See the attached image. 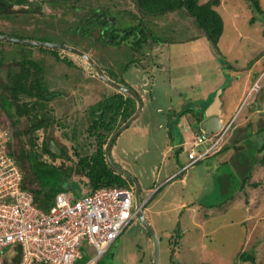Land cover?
I'll list each match as a JSON object with an SVG mask.
<instances>
[{
	"label": "rangeland",
	"instance_id": "374dc122",
	"mask_svg": "<svg viewBox=\"0 0 264 264\" xmlns=\"http://www.w3.org/2000/svg\"><path fill=\"white\" fill-rule=\"evenodd\" d=\"M258 3L262 12L257 11L248 0H220L217 10L223 17L224 30L218 42L221 52L218 57L213 53L212 45L201 35L193 19L184 12H174L152 19V32L163 39H185L186 36L192 35L199 37L165 45L162 51L157 52L154 60L150 59L149 63H144L146 68L143 72L141 67L145 56H137L129 47L130 41L111 46L102 44L100 39L95 40L102 28L101 19L110 24L115 23L116 19L121 28L136 25L138 18L132 0H70L63 3V6L56 3V0H28L24 5L26 8L21 6L22 9L0 4L3 10L10 13L0 18L1 34L75 46L99 66H108L105 70L110 76L109 79L123 78L147 99L142 116L118 134L113 146L111 145L110 154L114 163L135 176L140 183V199L146 203L143 209L144 217L159 239V264H169V240H175L176 236L179 237L176 239L178 246H175L173 252L176 264H252L242 259L241 254L254 256L255 264H264V162L261 160L264 152L257 154V149L264 139L263 132H258L260 126L264 125V0H258ZM123 8V12L130 10L131 13L123 14ZM28 10L30 12H25ZM88 30L89 35L82 36ZM17 43H0V46L7 50L6 53H9L6 58H13L3 65L0 64V77H5L7 69L14 70L18 67L17 59L22 57V52H26L27 57L40 63L44 85L49 91L59 94L48 98L46 110L38 113L39 120L45 115H52V121L46 131L39 129L36 132L37 154L42 161L48 163L63 167L74 165L78 159L73 148L75 139L80 143L77 150L81 155L93 150L90 141L84 140L87 108L114 94L117 88L101 80L92 65L74 53L58 49L59 55L73 61V65H70L61 57L58 59L51 52L45 51L48 47ZM129 61H133V64L126 67ZM141 62L142 65L139 64ZM144 75L148 80L144 79ZM256 80L259 83L258 90L254 88L250 91L249 88ZM138 83L142 86L137 85ZM192 88L198 90L194 92ZM205 88H212L214 92L210 96L214 94L215 98L218 95L224 106L227 104L223 123L232 116L233 127L225 135V140L234 127L235 137L243 139L248 135L238 128H242L239 123L244 121L247 132L249 127L250 134L256 131L251 137H247L249 140L245 142L247 151L251 150L254 154L255 165L247 183L255 182V187L250 185L251 187L247 186L240 193H236L235 198L228 204L230 208L225 212L223 211L226 208H222L220 212L217 207L209 209L212 210L209 212L203 205L204 208L201 209L197 206V210L184 209L179 215L174 209L169 211L174 191L177 188L178 194L183 195L186 203L198 183L203 182L201 175L204 173L201 169L197 172L188 168L183 172L186 174V182H178L173 187H167L166 184L159 189L165 184V177L176 172L178 168L173 152L165 153L169 144L167 130L172 127L174 140L180 136L175 121L169 127L166 111L175 105L177 108L179 100L186 104V100L190 101L192 98L188 108L199 115L196 104H204L201 99V96H204L200 90ZM20 99L23 102H33L35 98L22 95ZM218 103L219 100L209 98L208 104L211 105L207 113H213L214 106ZM255 108H258V111H255ZM12 115H15L13 111ZM246 117L248 120H245ZM59 122H64V127H59ZM17 127L23 130L21 138L15 136V127L10 124L9 117L1 109L0 139L3 140L9 135L14 149L25 144L30 135V122L27 118L19 120ZM64 132H74L75 138H65ZM192 135L187 133V145L183 148L185 152L192 144ZM44 137L49 139L50 149L62 155L61 157L54 159L47 154H39ZM201 149L202 147L195 148L197 152ZM213 157L208 159H214ZM204 161L206 160H203V163H206ZM21 170L24 171L23 167ZM44 174V181H59L50 168ZM60 184L66 186L63 180H60ZM67 184L77 189L76 194H82L87 189V179L80 171L74 173ZM63 193L68 194V191ZM215 199L216 193L212 195V200ZM211 213L216 216L223 214L220 218H212L211 222L209 217L205 219L203 216H210ZM202 227H205V231ZM7 250L8 248L0 254V264H7L11 259L9 254L5 253ZM92 254L91 251L87 253L81 264L87 262ZM153 257L151 235L139 217H135L95 264H154Z\"/></svg>",
	"mask_w": 264,
	"mask_h": 264
},
{
	"label": "trees",
	"instance_id": "16d2710c",
	"mask_svg": "<svg viewBox=\"0 0 264 264\" xmlns=\"http://www.w3.org/2000/svg\"><path fill=\"white\" fill-rule=\"evenodd\" d=\"M68 1L70 0H56V3L63 6V3ZM248 1L254 5L257 11L262 12L258 0ZM132 2L133 6L136 8V18H138L136 25L121 28L120 25L117 24L118 22L116 19L113 24L108 23L105 19H101L100 22L102 28L99 31V35L95 36V40L100 39L102 44H110L111 46L120 45L123 41L128 40V42L130 41L132 45L141 47V43L146 41L145 39L148 38V34H151L153 42L166 45L171 43L173 44L175 42L191 41L199 36H186L185 39H182V37L181 39L176 40L171 38L170 40L165 38L163 39L152 32L150 26V24L153 23L151 20L154 18L162 17L174 12H184L185 15L193 19L197 27L200 29L201 35L212 45L213 53L217 57L221 55L218 42L224 30V20L217 10V7L220 5V0H132ZM27 3L28 0H0V4L3 6L6 5L14 9H20L21 6H24ZM123 10L125 9L123 8L122 12ZM25 12L28 13L30 11L28 10ZM138 12H140V15H138ZM124 13L130 14L131 11L126 10L123 14ZM5 14L10 15L9 12L7 13L6 10H3V8L0 7V18H2V15ZM173 31L174 30H172V32ZM87 35H89V30L82 34V36ZM137 35L138 38L136 41L133 40V37L136 38ZM28 38L32 39L30 37ZM95 40H92V42H95ZM5 42H11L14 44L17 43L0 39V43ZM129 47L138 56L136 48L133 46ZM45 51L51 52L54 57L58 59L61 57L63 61L67 62V64L73 65V61L71 59L58 54V49L45 48ZM6 52L7 50L0 46V64L2 65L3 63L13 60V58H6L9 54ZM21 55L22 57L17 59L18 67L14 70L7 69L5 77L3 79L0 77V110L2 109L9 117L10 124L15 127V136L17 138H21L23 133V130L17 127L19 120L27 118L30 122V128L28 130L30 135L27 142L20 145L18 149H14L9 140L7 141V152L14 157L20 169L23 167L24 171L21 170L22 186L32 192L33 202L39 207L47 209L52 205L57 193L68 191V193L70 192L76 194L77 189L69 186L67 182H70L72 175L79 171L81 172V175L87 179V189L84 190L85 193L93 192L101 187L134 186L130 179L117 173L108 165L105 160L104 150L109 137L136 110V99L131 94L116 89L114 94L104 97L96 104L87 108L85 112L87 115V125L84 131V140L90 141V144L93 146V150L90 153H83V155H81V153L77 150L80 143H77L75 139V145L73 148L75 149L74 154L78 155V159L74 165L63 167L62 165H55L53 163L42 161L37 154L36 132L39 129L46 131L49 128V123L52 121V115H45L43 119L39 120L38 113L46 110L45 108L47 107L46 102L48 101V98L55 97V95L59 93L49 91L44 85V81H42L43 70L40 63L27 57L26 52H22ZM139 56L141 57V55ZM131 64H133V61H129L126 67H129ZM139 64L142 65V62ZM100 67L102 68L103 73L107 77H110L105 70L109 67ZM117 79L111 78V80L119 84L132 88L131 85H128L123 78L120 80ZM22 95L33 97L35 99L33 102H23L20 99ZM12 111L15 114L14 116L12 115ZM186 112L194 114L198 122L201 120V117L196 114V112H193L192 109H185L181 112V114ZM58 124L61 128L65 125L64 122H59ZM80 132L83 133L81 130ZM258 132H263L264 135V125L260 126ZM64 137L72 140V138H75V134L74 132L72 134L64 132ZM116 138L113 140V143ZM40 150V155L47 154L54 159L62 156L60 154H56V152L50 149L49 139L45 137L42 140ZM259 151L264 152V139L259 146ZM261 160L264 162V153ZM49 168L51 169V173L56 174V178H59V181H44L43 175H45L44 173H46ZM249 177H251L250 174L244 178L242 183L243 187L246 185H253L255 187V182L247 183ZM60 180H63L66 186L60 184ZM178 238L179 237L176 236V239ZM176 239L171 240L170 238L169 240V244H171L169 264H176L173 257L175 246H178L176 245ZM9 256L11 259L7 264H19L21 260L19 249H17L13 255ZM240 257L245 261H250L252 264H255V257H252V255L244 256L241 254ZM83 260L84 259L80 260L77 264H81Z\"/></svg>",
	"mask_w": 264,
	"mask_h": 264
},
{
	"label": "built area",
	"instance_id": "2783aa9c",
	"mask_svg": "<svg viewBox=\"0 0 264 264\" xmlns=\"http://www.w3.org/2000/svg\"><path fill=\"white\" fill-rule=\"evenodd\" d=\"M258 85L255 81L251 90H258ZM231 124L232 120L215 132L194 133L182 168L218 149ZM7 136L0 139V254L6 248L9 255L19 249V264H77L91 251L84 264H95L137 217L133 189L112 186L77 195L60 192L49 208H41L22 186V171L7 152ZM203 144L197 152L195 148Z\"/></svg>",
	"mask_w": 264,
	"mask_h": 264
},
{
	"label": "crops",
	"instance_id": "0c3cea01",
	"mask_svg": "<svg viewBox=\"0 0 264 264\" xmlns=\"http://www.w3.org/2000/svg\"><path fill=\"white\" fill-rule=\"evenodd\" d=\"M162 45L164 47L166 44H161L160 47H162ZM159 49H161V48H159ZM141 70H142V72L145 71V69H142V68H141ZM145 78L148 80V78L144 75V79ZM147 80H146V82H147ZM137 85L142 86V84H140V83H138ZM192 90H193V88H192ZM197 90L198 89L195 88L193 91L196 92ZM174 91H175V89H174ZM200 92L203 93L204 97L201 96V99H203L204 104H200V105L196 104L198 106L197 109H199V116L201 117V120L199 122L197 121L196 116L192 113L186 112V113L181 114V112H183V110L188 109V107L191 106L190 104L192 103V98L190 99V101L186 100L188 102L186 104L184 103V101L179 100L177 102L178 103L177 108L175 105L173 108L170 107V109H168V111H166L167 119L169 122L168 123L169 127L171 125H173L174 124L173 121H175L176 125H178L179 130L178 129L177 130L179 131V134H180L179 138L177 140H174V135H173L174 133H173L172 127L169 128L167 130V133H166V136L169 140V144L167 145V148L165 149V153L167 151L173 152L172 155L174 156V158H176V166H178L176 172L180 169V167L184 163H186L188 161L187 156H185L186 152L183 149L187 145V144H185L187 142V140H186L187 139V133L188 134L190 133V135H192L194 133L199 132V126H200L202 120L205 118V116L210 115L207 113L209 108H210L209 105H211V104H208V99L212 98V99H216V101L219 100L218 105L214 106L215 110H213L212 112H216L218 114L219 118H221V120H223V117H224V115H226V112H227V111H225V110H227V107H228L227 104H226V106H224L223 102H221L218 95H216L217 97H215V98L213 97L214 94H213V96H210L214 92L212 88H205V90L201 89ZM138 93L140 94V92H138ZM140 96L142 98L143 105L141 107L140 114L136 118H138L140 115L142 116L144 104L147 102V99L144 98L142 96V94H140ZM170 104H171V102H170ZM257 107H259V106H257ZM255 109H256L255 111H258V108H255ZM135 111H134V113H135ZM255 111L253 113H255ZM184 115H187V117H184ZM190 117H192V118H190ZM136 118L132 122H134L136 120ZM176 118H178V119L176 120ZM231 118H232V116L229 119H231ZM245 120H248V117H246ZM244 122L239 123L240 125L242 124L243 129L240 127H238V128H239V130H242V131L244 130L245 133H248V135H245V137L243 139H241V138L239 139V137H235V135H233V131L235 130V127H234V129L228 135L229 136L228 139H226V140L224 139V141L221 143V146L219 149L214 150V152L210 153L209 155L200 159L199 161H197L196 163H194L192 166L189 167V169L196 170L197 172H200V169L203 171L204 174L201 175L202 176L201 179H203V182L200 183L198 181L199 182L198 186H196V189L194 190L193 193L192 192L190 193L189 197L187 198L186 203H184L183 195L180 196L177 192L178 189L176 188V190L173 193V196L171 197V203H170L171 207H169V211L174 209V210H176V212L179 215H181V213L183 212L184 209H187V210L196 209L197 210V206H198L200 209L205 207V209L209 212L212 211L209 209H211L213 207H217L218 211H220V212H222V208L223 209L226 208V210L223 211V212H225L230 208V207H228V204L230 203V200L232 198L233 199L235 198L234 196L236 195V193H240L247 186L251 187L250 185H246L244 187L242 186L244 178L246 176H248L249 174L252 176V172H253V169L255 166L254 165V158H253L254 154L251 150L247 151L248 149L246 147L245 142L249 140V138H247V137H249V136L251 137V135H253V133H255L256 131L255 132L252 131L253 133L250 134L249 132L251 131V127H249L250 130H249V132H247V130H245L246 128L243 125ZM204 145L205 144L199 145L198 147H202V149H203L205 147ZM248 146H250V145H248ZM257 152H258L257 154H260L259 147L257 149ZM210 156H214L213 157L214 159H208ZM182 158L184 160H182ZM203 160H206V161H204L206 163H203ZM249 170H251V172ZM176 172H174V173H176ZM183 172H182V174H183ZM174 173H172V174H174ZM172 174L165 177V179H164L165 184H163L159 189H161L166 184L168 185L167 187H169V186L173 187L174 184H176L178 182H182V183L186 182V178H185L186 174H183L181 176L176 175L175 177L168 180V178ZM232 188H234V189L231 190ZM214 193L217 194V199L212 200V195ZM162 195H163V193L161 194V196ZM161 196L157 199V201L160 200ZM206 198H208L209 200L205 201L204 199H206ZM203 205H204V207H203ZM181 209H182V211H181ZM222 214L223 213H221L220 215H222ZM203 216H205V219L209 217L211 219V222L213 220L212 218H214V217L220 218L218 215L216 216L214 213H211L210 216L206 215V214ZM202 230L205 231V227H202ZM247 231H248V229L246 231H244V235H246Z\"/></svg>",
	"mask_w": 264,
	"mask_h": 264
},
{
	"label": "water",
	"instance_id": "95a60500",
	"mask_svg": "<svg viewBox=\"0 0 264 264\" xmlns=\"http://www.w3.org/2000/svg\"><path fill=\"white\" fill-rule=\"evenodd\" d=\"M0 39L1 40H7V41H13V42H18V43H24V44H30V45H38V46H45V47H51V48H59V49H63V50H67L69 52H72L80 57H82L84 60H86L90 65H92V67L95 69V72L97 73L98 77L107 82L108 84H110L111 86L117 88L119 91H124L127 92L129 94H131L137 101V109L135 111V113H133V115H131L119 128H117L114 133L109 137V139L107 140V143L105 145V160L108 163V165L117 173L123 175L124 177L130 179L132 181V183L135 186V204H136V210H137V215L140 219V221L142 222V224L144 225V227L147 229V231L149 232V234L152 237L153 240V247H154V257H153V261L154 264H159V239L155 233V231L153 230V228L150 226V224L147 222L146 218L144 217V213L142 211V204H144V202L141 201L140 199V183L138 182V180L136 179L135 176H133L131 173H129L128 171L120 168L118 165H116L113 160L111 159L110 156V148L111 145L113 143V140L117 137V135L123 130L125 129L141 112V107L143 105L142 103V98L140 97L139 93H137L134 89L127 87L125 85L119 84L111 79H109L104 73L103 70L101 69V67L90 57L88 56L86 53H84L83 51L75 48V47H71L67 44H61V43H54V42H46V41H39V40H33V39H26V38H18V37H13V36H9L6 34H1L0 33ZM220 126L219 120H218V116L217 114H213L209 117H205L203 119V121L200 124V127L202 129H204L207 132H211L213 130H216L218 127ZM142 203V204H141Z\"/></svg>",
	"mask_w": 264,
	"mask_h": 264
},
{
	"label": "flooded vegetation",
	"instance_id": "af4514ba",
	"mask_svg": "<svg viewBox=\"0 0 264 264\" xmlns=\"http://www.w3.org/2000/svg\"><path fill=\"white\" fill-rule=\"evenodd\" d=\"M100 16V14H98ZM133 37V36H132ZM138 38V35L136 38L133 37V40L136 41V39ZM146 41L142 42V46L141 47H138V46H134L130 43V46H133L136 48V50L138 51V55H141V57H144L145 56V60L143 62V66L141 67L142 69L146 68L144 66V63H149L150 59H153L156 57V54L157 52H160V50L162 51L163 50V45L162 47L161 44L162 43H157V42H153V38L151 36V34H149V37L145 39ZM73 47V46H71ZM75 47V46H74ZM77 48V47H75ZM161 48V49H159ZM78 49V48H77ZM142 49V51H140ZM69 53H72V52H69ZM152 53H155V54H152ZM73 54V53H72ZM80 57V56H79ZM147 65V64H146ZM102 69V68H101ZM51 148V147H50ZM59 152V151H58ZM57 152V153H58ZM59 154V153H58ZM173 175V174H172Z\"/></svg>",
	"mask_w": 264,
	"mask_h": 264
},
{
	"label": "clouds",
	"instance_id": "9594fccd",
	"mask_svg": "<svg viewBox=\"0 0 264 264\" xmlns=\"http://www.w3.org/2000/svg\"><path fill=\"white\" fill-rule=\"evenodd\" d=\"M23 8H26V7H24L23 6ZM20 9H22V8H20ZM4 41H7V40H4ZM13 42V41H12ZM24 44V43H23ZM30 45V44H29ZM48 48H51V47H48ZM56 49H59V48H56ZM63 52L64 51H67V50H63V49H61ZM80 50V49H79ZM68 53H69V51H67ZM66 53V52H65ZM258 79H260V77L258 78ZM257 81V80H256ZM254 84V83H253ZM252 84V85H253ZM252 87V86H251ZM250 89V91H251V88H249ZM136 91V90H135ZM137 92V91H136ZM138 93V92H137ZM140 95V94H139ZM141 97V96H140ZM216 112H213V113H211L210 115H208V116H205V117H209V116H211V115H213V114H215ZM217 114V113H216ZM217 116H218V114H217ZM218 120H219V123H220V126L216 129V130H213V131H211V132H215V131H217V130H219L222 126H224L228 121H230V120H232V124H231V126H230V128L227 130V132H226V134L228 133V131L232 128V126H233V119L231 118V119H229V120H227L225 123H223V121L221 120V118H219V116H218ZM203 121V120H202ZM200 124V123H199ZM200 130H204V129H202L200 126H199V131ZM205 131V130H204ZM225 134V135H226ZM225 135H224V137H223V140L221 141V143L224 141V138H225ZM221 143H220V146H221ZM220 146H219V148H220ZM112 147V146H111ZM218 148V149H219ZM110 150H111V148H110ZM217 150V149H216ZM212 152H214V151H212ZM211 152V153H212ZM110 156H111V154H110ZM188 159V158H187ZM185 164V163H184ZM183 164V165H184ZM182 165V166H183ZM182 166L180 167V171L178 170L176 173H174L173 175H171L169 178H168V180L169 179H171V178H173V177H175L176 175H179V176H181V175H183L182 174V172L183 171H185L186 169H183L182 168ZM188 169V168H187ZM134 185V184H133ZM127 187H131L132 189H133V192L135 193V186H127ZM142 201V200H141ZM135 202V201H134ZM143 202V201H142ZM135 206H136V204H135ZM136 216L138 217V215L136 214ZM154 230V229H153ZM149 233V232H148ZM152 238V237H151Z\"/></svg>",
	"mask_w": 264,
	"mask_h": 264
},
{
	"label": "bare ground",
	"instance_id": "6f19581e",
	"mask_svg": "<svg viewBox=\"0 0 264 264\" xmlns=\"http://www.w3.org/2000/svg\"><path fill=\"white\" fill-rule=\"evenodd\" d=\"M85 61H86V60H85ZM132 192H133V191H132ZM133 200L135 201V194H134V192H133ZM143 202H144V204L141 203V204H142V207H141V208H142V211H143V209H144V207H145V201H143ZM136 214H137V212H136ZM116 240H117V239H116ZM114 242H115V241H114ZM114 242H113V243H114Z\"/></svg>",
	"mask_w": 264,
	"mask_h": 264
}]
</instances>
